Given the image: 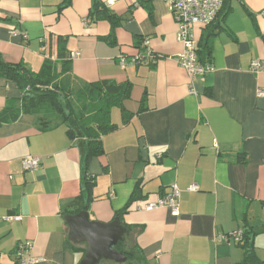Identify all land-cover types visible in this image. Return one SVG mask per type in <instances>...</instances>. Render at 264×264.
Listing matches in <instances>:
<instances>
[{
	"label": "crops",
	"instance_id": "1",
	"mask_svg": "<svg viewBox=\"0 0 264 264\" xmlns=\"http://www.w3.org/2000/svg\"><path fill=\"white\" fill-rule=\"evenodd\" d=\"M98 1L123 19L116 44L103 38L110 22L90 15ZM229 7L208 40L212 69L191 78L176 60L183 44L167 0H0L6 61L39 71L48 59L75 90L102 79L133 84L125 105L137 114L122 125L120 109H112L120 127L103 137L105 154L89 164L97 177L90 217L112 221L139 181L141 202L164 196L173 183L181 191L179 216L168 206L138 209L140 202L125 214L138 227L126 247L134 241L146 259L133 264H235L244 250L229 234L245 225L260 229L254 242L264 259V70L251 68L264 59V0H230ZM216 25L194 27L197 46ZM137 36L161 56L157 62L133 60L145 51ZM21 106V90L0 78V264H16L25 241L34 264H79L85 244L69 239L65 216L80 193L83 139H70L65 125L42 128L37 114L11 121ZM240 151L245 163L235 161ZM27 155L41 157L38 170L24 167ZM222 234L229 237L219 241Z\"/></svg>",
	"mask_w": 264,
	"mask_h": 264
},
{
	"label": "trees",
	"instance_id": "2",
	"mask_svg": "<svg viewBox=\"0 0 264 264\" xmlns=\"http://www.w3.org/2000/svg\"><path fill=\"white\" fill-rule=\"evenodd\" d=\"M229 3L230 0H225L215 22L211 24L217 25L207 38L199 43L197 52L200 61L203 63L209 62L212 58V49L208 40L210 35L216 33L219 28H223L224 17L230 11ZM90 15L95 20L104 19L110 22V32L103 38L112 44H116V29L121 25L123 19L102 1L97 2ZM146 41L147 38L137 36L136 44H140L147 51ZM145 51L141 53H145ZM153 54L154 58L149 60L147 64H154L161 58L154 52ZM0 78L15 83L22 92L21 109L12 116L11 121H15L20 113L37 114L42 128L48 129L58 124L65 125L66 133L70 139H83L82 145L85 149V155L82 160L80 193L68 204V207L74 208L71 214L88 211L91 201L94 200V188L97 184V177L90 173L89 164L94 157L105 154L103 137L120 127L112 120V109L114 107L120 109L122 125L129 124L137 114V111L133 112L125 105V101L131 98L133 84L130 81L118 83L109 79H102L89 82L84 87L75 90L70 86L63 85L55 73L54 64L48 59L45 60L41 70L34 71L23 62H8L1 55ZM143 109L144 107L141 105L139 112ZM221 155L223 157L224 153ZM235 161L245 163L247 161L246 153L238 152ZM142 190L143 183L139 181L127 204L121 210L116 211L113 218L119 217L127 228L124 240L120 241L116 247L117 250L128 256V260L124 264H133V261L137 260L141 263L146 262L144 256H137L134 241L130 248L126 247V240H132L133 234L138 231V227L126 224L123 220L132 204L143 201ZM242 229L243 236L241 240L237 241V244L242 246L244 257L235 264H264V259L257 255L254 242V237L260 229L250 228L249 225H245ZM86 247L85 244V252Z\"/></svg>",
	"mask_w": 264,
	"mask_h": 264
},
{
	"label": "built area",
	"instance_id": "3",
	"mask_svg": "<svg viewBox=\"0 0 264 264\" xmlns=\"http://www.w3.org/2000/svg\"><path fill=\"white\" fill-rule=\"evenodd\" d=\"M170 12L173 14L177 22V39L182 42L183 50L176 55L177 62L185 68L191 78L205 74L211 70L209 63H203L198 56L197 41L194 37L193 31L196 25L207 27L215 22L218 13L223 7L225 0H167ZM148 46V40L145 42ZM79 53H73L76 56ZM154 58L151 49H147L145 53L137 54L133 59L137 63H148ZM251 68L256 71L264 70V59L255 60L252 62ZM193 92H195L193 90ZM41 157L35 155H27L23 159V165L26 169L36 171L39 169ZM191 191H197L198 186H192ZM181 195L180 188L176 183L170 185L169 193L164 196H159L155 200L140 202L138 209H145L148 211L154 210L161 206H168L174 216L180 215L179 198ZM113 196V192L111 193ZM23 219L21 215H5L2 220L7 222L20 221ZM233 236L235 241L241 240L243 236V229L239 228L229 234ZM229 236L219 235L218 240H226ZM33 244L30 241L20 242L17 246L15 256L16 264H34L37 259L32 256Z\"/></svg>",
	"mask_w": 264,
	"mask_h": 264
},
{
	"label": "water",
	"instance_id": "4",
	"mask_svg": "<svg viewBox=\"0 0 264 264\" xmlns=\"http://www.w3.org/2000/svg\"><path fill=\"white\" fill-rule=\"evenodd\" d=\"M65 219L69 226V239L74 243L86 244V252L79 264H100L111 261L116 264L127 262L128 256L117 250L124 240L127 228L119 217L110 222L93 220L88 211L68 214Z\"/></svg>",
	"mask_w": 264,
	"mask_h": 264
},
{
	"label": "rangeland",
	"instance_id": "5",
	"mask_svg": "<svg viewBox=\"0 0 264 264\" xmlns=\"http://www.w3.org/2000/svg\"><path fill=\"white\" fill-rule=\"evenodd\" d=\"M115 112H116V113H115V116H116L117 113L119 114V110H118V108L115 109ZM93 220H94V219H93ZM105 263H106V262L102 261L100 264H105Z\"/></svg>",
	"mask_w": 264,
	"mask_h": 264
}]
</instances>
